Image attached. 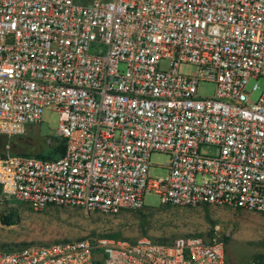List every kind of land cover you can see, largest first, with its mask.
<instances>
[{
    "label": "built area",
    "instance_id": "built-area-1",
    "mask_svg": "<svg viewBox=\"0 0 264 264\" xmlns=\"http://www.w3.org/2000/svg\"><path fill=\"white\" fill-rule=\"evenodd\" d=\"M258 78L264 0H0V135L50 109L64 145L52 160L0 156V195L117 214L153 192L161 205L264 214V90L256 102L258 86L246 90ZM155 153L164 178L148 175ZM225 248L216 232L85 238L0 250V264H226Z\"/></svg>",
    "mask_w": 264,
    "mask_h": 264
},
{
    "label": "rangeland",
    "instance_id": "rangeland-1",
    "mask_svg": "<svg viewBox=\"0 0 264 264\" xmlns=\"http://www.w3.org/2000/svg\"><path fill=\"white\" fill-rule=\"evenodd\" d=\"M87 3L92 0H78ZM168 62L159 63L160 69H167ZM195 67L182 64L180 73L188 75ZM254 85L258 89L252 93L251 100L257 101L264 90V78L249 81L246 90L250 92ZM214 86L201 83L198 93L202 97H211ZM58 114L45 109L40 125L29 127L23 135L12 137L26 139L28 149L34 143L46 148L55 147L60 141L55 137L59 124ZM9 152V148H6ZM202 154H215L212 147H201ZM8 152H4L7 154ZM168 161L164 154H152L150 157V178H164ZM144 207L117 214H103L98 211H85L69 206H49L34 211L28 205L8 200L0 195V250L15 251L26 245H45L63 241L93 239L136 240L148 238L154 241L171 242L182 236H199L209 240L216 232L224 239L227 264H264V214L228 207L200 206L197 208L175 207L159 203L153 192L144 196ZM13 213V225H4L2 219ZM227 238V241H225Z\"/></svg>",
    "mask_w": 264,
    "mask_h": 264
},
{
    "label": "trees",
    "instance_id": "trees-1",
    "mask_svg": "<svg viewBox=\"0 0 264 264\" xmlns=\"http://www.w3.org/2000/svg\"><path fill=\"white\" fill-rule=\"evenodd\" d=\"M22 138V137H21ZM21 138H7L0 135V156H4L6 148H9V154L11 155H21V156H34L44 160H52L59 158L64 151L63 142L52 148H46L44 151L40 144L34 143V148L32 150L28 149L29 143L26 139ZM15 222L13 213H9L2 219L4 225H13ZM227 241V238H225Z\"/></svg>",
    "mask_w": 264,
    "mask_h": 264
},
{
    "label": "crops",
    "instance_id": "crops-1",
    "mask_svg": "<svg viewBox=\"0 0 264 264\" xmlns=\"http://www.w3.org/2000/svg\"><path fill=\"white\" fill-rule=\"evenodd\" d=\"M226 264H227V261H226Z\"/></svg>",
    "mask_w": 264,
    "mask_h": 264
}]
</instances>
